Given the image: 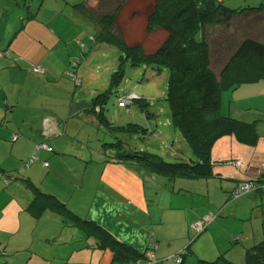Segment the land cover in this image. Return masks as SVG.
Returning a JSON list of instances; mask_svg holds the SVG:
<instances>
[{
	"label": "crops",
	"instance_id": "0c3cea01",
	"mask_svg": "<svg viewBox=\"0 0 264 264\" xmlns=\"http://www.w3.org/2000/svg\"><path fill=\"white\" fill-rule=\"evenodd\" d=\"M52 20L46 15L40 16V11L30 0H0V252H7L6 256L0 253V263L114 264L112 250L101 247L94 235L77 226L75 219L63 207L60 209L55 204H64L77 216L95 220L115 238L132 245L140 252H146L154 238L157 244L155 254L161 260L159 264H177L171 256L185 247L191 255L202 256L189 241L195 233L191 228L192 224L200 220L197 215L204 212H180L182 208L174 203L173 195L182 194L183 187L173 184L171 193L168 194V203H163L165 192L156 186V170L131 160L122 162L115 158L116 147L108 143L114 142L112 137L118 138L121 135L111 132L105 126L122 127L115 126L108 120L105 113L107 106L104 104L106 101L103 98L91 100L88 95L84 97L85 94H82L81 102H75L73 96L69 103L70 91L61 83L62 79L66 80L63 72L76 56L79 60L77 65H83L93 52L88 53L85 61L80 59L79 46L74 41V50L68 45L74 35H63L69 29H74V26L58 31L51 25ZM61 24L64 26L66 21L61 20ZM34 65L43 66L46 75L35 73L32 69ZM55 107L62 112L68 111V118L58 115ZM127 111L131 113V110ZM147 113L148 116H157L154 111L148 110ZM230 116L252 121L244 116L238 118L236 114L230 113ZM44 118L50 120V126H57L59 135L44 137ZM255 120L258 121L260 134L256 145L242 144L229 133L228 138L215 142L212 147L216 160L212 161V171L206 176H221L234 182L227 187L229 189L223 190L222 201L216 207L224 200L230 201L236 185L243 180L255 179L257 183H261L259 185H264V137L260 133L264 117ZM38 125H41V133ZM82 130L88 135V145L91 144L92 136L97 137L92 142L93 148L87 147L77 137L73 138ZM134 131L148 134L144 127ZM65 132L66 137L60 138ZM14 134H18L15 139ZM120 138L123 139L122 136ZM44 140L52 147L54 143L58 148V144L59 152L54 147L52 152L40 149L37 152L38 159L41 157L37 161L40 162L36 161L25 169L18 161H25L33 156L36 144ZM102 140L107 142L102 144ZM121 142L127 149L150 151L131 146L125 140ZM75 144H78V149H73ZM47 152L57 156L51 157ZM184 152L187 156L179 151V156L184 160L197 159L192 147L190 151ZM66 154L83 155L79 158L84 159L81 160L84 170L81 177H77L80 174L73 173L78 169L68 171V166L63 162ZM87 154L91 159H87ZM44 160L49 161L48 168L43 165ZM88 167L92 170L86 175ZM162 173L170 179H177L167 172ZM8 176L20 180L17 183H6ZM196 177L201 176L183 175L180 178ZM154 183L157 202L155 209H151L154 206V196L150 197L148 190ZM16 184H22L27 190ZM8 185L19 191L25 190V195L20 196ZM160 193L161 201L158 198ZM236 205L235 212L238 214L242 203L236 201ZM53 209L56 213L54 218H50ZM38 214L41 215L38 217ZM214 227V237L222 238L225 242L236 233L235 220H228L224 211L221 215L218 214L217 220L210 226L212 234ZM190 256L182 264H187ZM244 259L245 257L241 262L227 259V264H243ZM215 260H208L203 255L200 264H211Z\"/></svg>",
	"mask_w": 264,
	"mask_h": 264
},
{
	"label": "trees",
	"instance_id": "16d2710c",
	"mask_svg": "<svg viewBox=\"0 0 264 264\" xmlns=\"http://www.w3.org/2000/svg\"><path fill=\"white\" fill-rule=\"evenodd\" d=\"M144 1L150 2L92 0L79 6L98 23L99 29L92 40L118 47L121 64L168 68L167 100L172 122L186 137L197 159L168 162L158 153L127 149L120 140L108 144L116 147L114 156L122 162L131 160L153 170L206 176L212 171V147L221 136L233 134L240 143L249 146L259 141L257 120L248 122L225 115L221 107L223 89L264 79V39L259 29L264 25V3L231 8L223 0H152L150 11L145 12ZM127 10L130 12L124 18ZM140 16L146 20L144 40L129 29V22ZM157 37L158 40L154 39ZM121 69L122 65L112 79L122 75ZM134 103L148 115L151 99L142 97ZM249 180L255 182L256 189H263L264 185L255 179ZM55 205L63 207L77 226L94 235L101 247L110 248L114 264L161 262L157 256L156 262H149L155 254L149 245L146 252H140L115 238L95 220L77 216L64 204ZM185 251L184 256L190 253L189 249ZM0 253L7 254L3 250ZM243 264H264V239L247 249Z\"/></svg>",
	"mask_w": 264,
	"mask_h": 264
},
{
	"label": "rangeland",
	"instance_id": "374dc122",
	"mask_svg": "<svg viewBox=\"0 0 264 264\" xmlns=\"http://www.w3.org/2000/svg\"><path fill=\"white\" fill-rule=\"evenodd\" d=\"M30 1L37 8V10L40 11V16L46 15L48 19H53L51 25H54V27L58 29V31L62 30L63 28L74 26V29H69L68 31L63 33V35H74L73 40H70L71 37L69 38L71 44L69 43L68 45L73 50L75 48L74 43L79 46L80 59H83V61H85L88 53L90 51L93 52L89 55L90 59L87 60L83 65L82 63H79L78 65L76 64V62L79 61L76 56L75 59L72 60L73 62L71 61L69 67L63 72V77L66 78V80H70L66 81L65 79H62L61 81L62 85H64V87H67L70 91L69 103L71 102V98L73 96L75 102H81L83 100L82 94H85L84 97L88 95L89 99L96 101L103 98L106 101V103L104 102V104L105 106H107V108L105 109V113L108 120L113 125H119L122 127L110 128L108 125H103L111 129V132H116L123 137V139L120 138L121 136H118V138L112 137L114 142H116L117 140H125L129 142L131 146L147 148L152 152L160 154L164 157L163 159L165 161H181L179 159L183 158L179 156V151L186 155L184 150L190 151L191 146L181 130L172 123L171 111L167 100L169 77L168 68L166 66H161L160 69H154L152 65L146 64L133 67L129 64V62H124L123 64H121V52L119 51L120 49L118 47L108 44L104 41L97 43L96 41H93L92 36L96 35L99 29L98 23L91 17L89 13H85L82 10L81 6H79L85 5L86 1L92 0ZM144 3L146 4L144 6V11H150L152 0H150V2L144 1ZM223 3L228 7L238 8L242 6H260L262 3H264V0H223ZM76 4H78V7ZM129 12V10L126 11V13L124 14V18H126V15L129 14ZM61 20L66 21V24L64 26L61 24ZM129 26V29H132L130 31L133 34L138 36L141 40H144V36L146 34L145 16H140L136 20L130 21ZM259 29L261 30L260 36L264 39V25L262 27H259ZM154 39L158 40V37ZM121 65L122 69L120 74L122 75H119V77L115 75V78L112 79L113 73L117 71L121 67ZM34 66H32V69ZM35 73L46 75L39 72ZM72 74L77 75L78 78L81 79V82L78 85L73 80ZM128 92L130 94H136L139 97L151 99V106L149 107V110L154 111L157 116L146 115L139 108L138 104L135 103L124 108L119 107L118 95ZM54 110L58 113V115H62L64 118H68V111L62 112V110L58 107H55ZM98 110H100V108H98ZM127 110H131V113ZM221 111L225 115H230V113L234 115L236 114V117L238 118L244 116L247 117L248 120L252 121L257 119L258 117L263 118L264 79L256 81L254 83H243L234 88L223 89ZM116 112H118V116L115 115ZM52 117L55 118L54 116ZM143 127L148 130V134H145L142 131L140 133L134 131L135 129L141 130V128ZM38 131L39 133L42 132L41 125H38ZM260 133L264 137V123L261 124ZM13 136H18V134H14ZM65 137L66 132L65 134L61 135L60 138ZM74 137H77L83 143H86L88 135L84 134L82 130V132L80 131L79 133H77V136H73V138ZM96 138V136H92L91 144L88 145L86 143L87 147L90 146L91 148H93L94 145L92 142H94ZM224 138H228L227 135L221 136L215 142H222ZM105 142H107V140H102V144ZM146 143H150V145L146 146ZM53 145L55 151L59 152V145L57 144L58 148L55 147L54 143ZM76 145L78 144L72 146L73 149H78ZM43 151L44 150H42V152ZM219 151L221 152L222 150L219 149ZM47 153L50 154L51 157L57 156V154L54 153ZM82 156H73L70 154H66V156L63 157V162L68 166V171L78 169L73 172L75 174H80L77 177H81V174L84 173V159L81 158V160L83 161L79 160V158ZM32 157L34 156H30L25 161L21 160V162H18L22 163L25 169L29 168L34 164V162L41 159L40 156L39 159L38 156H36L34 160L28 164ZM86 157L87 159H91L89 154H87ZM215 157V152L211 150V160L215 161ZM87 159L85 160L88 161ZM49 160H51L50 157ZM45 161L48 160H44L42 163L46 167V165L44 164ZM86 169V175H88L89 171H91L92 168L88 167ZM162 172L163 171L161 170H156V176L158 178L156 186L160 189V191L165 192L163 203H168V194L171 193L172 185L174 184L176 185V187H183L182 194L173 195L174 203H176L177 207L182 208L180 209V212H182V214L185 212L188 214H197L198 212H204L202 214H198L197 219H203L210 213L215 216L206 225L205 231L199 234H195L191 231V233H193V237L191 238L189 243L202 256L191 255L189 253L191 256L189 254L184 256V261L190 256L187 264H200V260L203 259V255L204 258L208 260L216 259L215 262L211 264H227V259H237V261L241 262L245 257L247 249L255 243L264 239V187L263 189H256L251 193H246L237 198L233 196L232 192L230 201L224 202V200L219 207H216L217 203H220L222 201L221 199L223 190L229 189L227 187L230 185V183H234L233 181H229L226 178L216 175L185 179L180 178L183 176L181 174H173L167 172L177 178L170 179L163 175ZM19 180L20 179L18 178L8 176L6 183H8V181H10L11 183L16 181L17 183ZM174 180L175 182L173 183ZM17 185L27 190V188L22 184H16V186ZM10 186L11 185H8L7 187ZM10 189L15 190L16 193H18L20 196L25 195L23 193L25 190L19 191L13 186H11ZM155 191H157V189H155L154 183L152 184L151 189L148 190L149 196H154L152 198L154 206H151V209H155V202H157V199H155L157 194L154 195ZM161 197L162 194H158L159 201H161ZM236 201L242 203V206L239 208L238 214H236L235 212L237 207ZM210 207H212L215 212L212 211ZM225 208L227 209L224 210ZM205 211H207V213ZM222 211H224V214L226 215V218L228 220H235L236 226V233L229 239H227L226 242L222 241V238L214 237L215 227L212 230L213 234L210 230V226L215 223L218 218L217 215H221ZM55 213L56 212L53 209V212L50 214V218H54ZM205 213L206 215H204ZM40 215L41 214H38L37 216L39 217ZM46 220L45 225L47 224ZM233 223L234 221H232V224ZM205 233H207L206 236H204ZM235 241H237V243H235ZM222 242H224V244ZM220 252L222 254H218Z\"/></svg>",
	"mask_w": 264,
	"mask_h": 264
},
{
	"label": "built area",
	"instance_id": "2783aa9c",
	"mask_svg": "<svg viewBox=\"0 0 264 264\" xmlns=\"http://www.w3.org/2000/svg\"><path fill=\"white\" fill-rule=\"evenodd\" d=\"M1 54V53H0ZM77 64V62H76ZM33 70L35 72H39V73H43L46 74V70L43 66L41 65H35L33 67ZM72 78L75 81V83L78 85L81 82V79L78 78L77 75L72 74ZM142 99V97H139L136 94H130V93H124L122 94V96L118 97L119 100V105L120 106H129L130 104L137 102V100ZM50 120L44 118L43 120V135L46 137L52 136V135H59V130L57 128L56 125H52L50 126ZM16 136H14L13 138L15 139ZM46 149L48 151H53L52 146H50L48 144L47 141H42L41 143L36 145V152L33 154L34 157L31 158V160L28 162L31 163L34 158L37 156L36 153L38 152L39 149ZM44 164L46 166L49 165L48 161H45ZM256 190V185L255 182L251 181V180H243L241 181L239 184L236 185L235 189L233 190V196L234 197H240L241 195H244L246 193H251L253 191ZM215 216L210 213L208 215H206L203 219L198 220L197 222L193 223L192 227L194 228V230L196 231V233H201L206 225L214 218ZM156 240L154 238L151 239L150 241V245L149 248L150 250H155L157 247V244L155 242ZM185 250H187L186 248L182 249L180 252L174 254L171 256V258H173L174 260H176L178 263H182L184 261V252H186ZM155 254L152 255V259L150 258V263H154L156 262V258H155Z\"/></svg>",
	"mask_w": 264,
	"mask_h": 264
},
{
	"label": "water",
	"instance_id": "95a60500",
	"mask_svg": "<svg viewBox=\"0 0 264 264\" xmlns=\"http://www.w3.org/2000/svg\"><path fill=\"white\" fill-rule=\"evenodd\" d=\"M3 251H5V250H3ZM5 256H6V254H5Z\"/></svg>",
	"mask_w": 264,
	"mask_h": 264
},
{
	"label": "bare ground",
	"instance_id": "6f19581e",
	"mask_svg": "<svg viewBox=\"0 0 264 264\" xmlns=\"http://www.w3.org/2000/svg\"><path fill=\"white\" fill-rule=\"evenodd\" d=\"M239 184V183H238Z\"/></svg>",
	"mask_w": 264,
	"mask_h": 264
}]
</instances>
